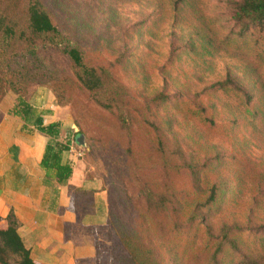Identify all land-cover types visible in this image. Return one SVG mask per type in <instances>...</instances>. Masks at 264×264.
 I'll return each mask as SVG.
<instances>
[{"label": "rangeland", "instance_id": "obj_1", "mask_svg": "<svg viewBox=\"0 0 264 264\" xmlns=\"http://www.w3.org/2000/svg\"><path fill=\"white\" fill-rule=\"evenodd\" d=\"M45 2L55 23L79 42L87 64H106L119 52L126 54L122 65L112 67L115 79L129 90L126 127H121L115 113L78 88L71 92L63 85L56 92L52 83L30 82L25 91L30 103L49 108L55 118L64 123L62 130L71 128L79 133L72 143L71 154L81 151L82 155H73L72 160L80 162L91 177L102 180L109 190L110 210L121 215L126 225L130 224L136 216L131 213L133 202L139 205L143 201L144 181L155 189L166 185L191 209L205 197L209 184L218 176L212 156L219 153L225 161L217 170L232 185L228 187L223 211L209 218L218 222L221 217L236 215L237 220L243 221L252 211V227L243 236L246 239L247 233L254 237L264 232V170L257 157L264 156V51L260 47L248 49V43L252 44L257 34L242 38L217 22L212 21L211 25L213 13L226 10L225 0H187L182 10L175 12L168 0ZM194 9L201 14H196ZM205 26L217 31L208 49L198 45L199 40L194 35V30ZM258 33L264 34V28ZM192 37V42L198 45L197 52H185L184 46ZM37 53L57 78L65 76L74 80L70 63L60 50L39 45ZM227 72L236 76L254 96L249 108L250 112H256L255 116L248 115L244 105L240 104L242 109L237 110L235 96H228L220 89L210 92V86L223 80ZM160 91L175 96L176 104L173 101L164 107L150 105L148 110L150 99ZM208 97L217 108L209 112L215 120L213 126L201 121L199 110L195 109L197 102L205 104ZM225 103L228 111L222 107ZM240 112L242 117L238 118ZM234 117L239 119L237 124L230 121ZM167 119H172L171 130H167ZM157 122L161 125L159 133L168 131L167 147L179 142L183 151L197 163L209 160L210 166L203 171V189L197 193L185 171H170L168 178H164L161 171L164 158L156 147L159 145L158 132L154 129ZM172 137L176 140L172 141ZM238 141L236 147L241 151L234 153V144ZM232 154L241 155L235 158L243 162L233 159ZM247 156L256 163L243 159ZM151 167L155 170L149 169ZM121 187L125 190L121 191ZM108 229L106 221L99 234L103 254L98 264H111L110 249L114 239ZM205 236L200 234L198 238L203 240Z\"/></svg>", "mask_w": 264, "mask_h": 264}, {"label": "trees", "instance_id": "obj_2", "mask_svg": "<svg viewBox=\"0 0 264 264\" xmlns=\"http://www.w3.org/2000/svg\"><path fill=\"white\" fill-rule=\"evenodd\" d=\"M168 1L174 12L182 10L183 4L187 2V0ZM223 6L226 8L224 12L213 13L211 25H213L212 21L217 22L228 32L242 38H250L257 34L254 42L248 43V49L260 47L264 51V34L258 33L264 28V0H225ZM194 11L196 14H201L196 9ZM197 18L202 20L201 15ZM125 32L127 33V29ZM216 34L217 31L211 30L209 26L194 30V35L199 40L198 45L201 44L204 49L211 47ZM193 39L192 37L191 42L185 44V52H197L198 45L192 42ZM39 45L56 48L67 57L73 71V81L65 76L61 79L57 78L46 67L37 53ZM125 57L124 52H119L106 64H87L81 45L71 34L65 33L55 23L45 0H0V100L8 91L16 94L17 102L12 113L21 116L26 123L30 121L39 133L47 137L40 163L46 171H54L58 183L66 182L72 173L68 156L72 143L79 133L71 128L62 130L58 122L44 123L40 112L36 113L26 98L27 85L30 82L52 83L56 92L63 85L68 86L71 92H74L75 88L83 90L100 106L115 113L121 127H126L125 113L129 111L127 106L130 105V101L127 100L128 97L130 98L129 90L119 83L112 73V67L116 64L122 65ZM210 88V92L220 89L228 96H235L238 98V101L235 100V108L240 111L242 109L240 104L244 105L246 113L255 116L256 112H250L249 108L254 96L230 72ZM173 101L175 105L177 102L175 96L160 91L150 99L147 109L150 110L148 108L150 105L164 107ZM59 102L62 103L61 100ZM225 105L227 103L222 104V107L224 106L228 111ZM195 109L199 110L198 118L201 121L210 126L215 124L214 118L209 114L210 111H217L213 100L208 97L205 104L202 101L197 102ZM239 117H242V112L239 113ZM238 118H231L230 121L237 124ZM157 123L159 125L154 124V129L162 138H157L159 145L156 147L164 158V166L161 170L164 178H168L170 171H185L194 192L197 193L204 179L203 171L210 166L209 160L206 159L201 164L197 163L183 151L179 142L167 147L168 131L161 130L159 133L161 125ZM166 124L167 130H171L172 119H167ZM230 130L233 131L232 125ZM163 139L167 141L164 143ZM175 140L172 137V141ZM236 144H239V141L234 144L232 151L234 153L241 151ZM235 155L239 154H232L231 157L243 162L241 158H235ZM257 157L264 170V156ZM212 158L218 176L209 184L205 197L192 205L191 209H187V203L178 200L177 194L167 189L166 185L155 189L147 185L146 181L142 188V203L138 205L133 202L131 213H136V216L130 224L126 225L121 215L108 209V231L109 236L114 239L110 249L111 264H264V232L254 237L247 233L246 239L243 236L252 227L250 224L252 211L243 221L237 220L236 215L221 217L218 222H212L209 218L212 214L223 211L227 202L228 187L232 185L227 181L228 178L217 170L225 158L219 153ZM243 159L256 163L250 161L249 156ZM149 169L155 170L154 167ZM137 179L140 180V172ZM105 189L107 191L106 187ZM124 190L121 187V191ZM76 191V197L80 198L78 194L84 196L85 213L90 205L92 193ZM6 221L5 227L0 226V264H45L31 258L29 250L24 246L17 232L18 222L12 212L7 215ZM256 229L259 230L258 227ZM200 234L206 235L203 240H199ZM94 247L95 256L92 264H98L101 249L97 237Z\"/></svg>", "mask_w": 264, "mask_h": 264}, {"label": "crops", "instance_id": "obj_3", "mask_svg": "<svg viewBox=\"0 0 264 264\" xmlns=\"http://www.w3.org/2000/svg\"><path fill=\"white\" fill-rule=\"evenodd\" d=\"M16 102L11 91L0 100V226L7 225L6 217L12 212L17 232L36 262L92 264L95 238L100 240L108 217L105 186L84 171L80 162H73L71 151L72 173L66 182L58 183L54 171H46L40 163L47 137L12 113ZM32 107L44 123L65 127L49 108ZM76 190L92 193L85 213V200L75 196Z\"/></svg>", "mask_w": 264, "mask_h": 264}, {"label": "built area", "instance_id": "obj_4", "mask_svg": "<svg viewBox=\"0 0 264 264\" xmlns=\"http://www.w3.org/2000/svg\"><path fill=\"white\" fill-rule=\"evenodd\" d=\"M70 151H71V149H70ZM75 155H77V156H81L82 153H81V151H78V152L75 153Z\"/></svg>", "mask_w": 264, "mask_h": 264}]
</instances>
